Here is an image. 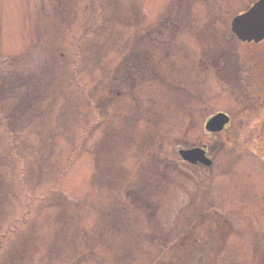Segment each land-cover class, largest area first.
<instances>
[{
    "label": "rangeland",
    "instance_id": "1",
    "mask_svg": "<svg viewBox=\"0 0 264 264\" xmlns=\"http://www.w3.org/2000/svg\"><path fill=\"white\" fill-rule=\"evenodd\" d=\"M257 1L0 0V264H264Z\"/></svg>",
    "mask_w": 264,
    "mask_h": 264
},
{
    "label": "water",
    "instance_id": "2",
    "mask_svg": "<svg viewBox=\"0 0 264 264\" xmlns=\"http://www.w3.org/2000/svg\"><path fill=\"white\" fill-rule=\"evenodd\" d=\"M232 30L243 41L259 42L264 39V0H258L247 11L237 15L233 20ZM228 122L229 116L219 112L208 120L206 128L212 132H218ZM180 153L185 160L192 163L201 162L208 166L212 164L202 148L182 149Z\"/></svg>",
    "mask_w": 264,
    "mask_h": 264
},
{
    "label": "trees",
    "instance_id": "3",
    "mask_svg": "<svg viewBox=\"0 0 264 264\" xmlns=\"http://www.w3.org/2000/svg\"><path fill=\"white\" fill-rule=\"evenodd\" d=\"M160 31V30H159ZM159 31L157 32H155V30L154 31H150V33L149 32H144L143 33V35H142V38H141V40H145V39H147V38H149L150 37V35H154V34H152L151 32H153V33H156V34H158L159 33ZM149 33V34H148ZM146 34H147V36H146ZM151 36V37H152ZM160 38H162V37H160ZM159 37H158V39L157 40H159V41H161V42H163L164 40H166L165 41V44L168 46V47H170V45H171V47H173V43H174V39L173 38H171L170 36H168V38H166V39H163L162 38V40L160 39ZM160 42V43H161ZM143 42H141V44H142ZM164 43V42H163ZM134 46H136V48H137V46H139V44H137V45H134ZM136 48H135V50H136ZM145 45H144V43H143V45H142V48H141V45L139 46V48H138V51H135L133 48V50L131 49L130 51H129V54L130 55H136L134 58H136V60H138L139 61V64H138V66H139V68H142V64L144 63V56H147L148 54H147V52H145ZM129 54H127L126 56H130ZM156 54H158V53H156ZM125 56V57H126ZM143 62V63H142ZM122 64H123V62H122ZM214 64L215 65H217L216 64V62L214 61ZM130 66V67H129ZM116 69H118L119 68V66H116L115 67ZM121 68H123V70L125 71L126 69H128V72L129 71H131L132 69V66H131V64L130 65H128V62H126V63H124V65L121 67ZM115 70V69H114ZM123 73V72H122ZM121 71H119V73H118V77H120L121 76ZM115 76V74L113 73V77ZM127 76V75H126ZM113 77H111L112 79H113ZM115 78V77H114ZM115 85V84H114ZM119 85V84H118ZM112 90H113V87H112ZM112 90L111 89H109V92L110 93H113L112 92ZM119 94L121 95V92H119ZM118 94V95H119ZM96 118V116L94 117H92L91 119H95ZM92 121V120H91ZM93 122V121H92ZM2 125V124H1ZM3 127H4V125H2ZM70 142L71 143H74V141L72 140H70ZM125 184V183H124ZM127 189V188H126ZM4 191H5V194L6 195H8V197H7V200H8V202H9V200H10V195L6 192V190L4 189ZM125 191V190H124ZM136 200V199H135Z\"/></svg>",
    "mask_w": 264,
    "mask_h": 264
}]
</instances>
